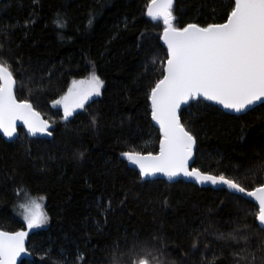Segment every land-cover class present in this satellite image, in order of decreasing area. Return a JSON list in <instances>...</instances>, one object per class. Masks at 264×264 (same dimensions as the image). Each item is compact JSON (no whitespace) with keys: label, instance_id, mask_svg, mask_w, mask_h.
Wrapping results in <instances>:
<instances>
[{"label":"trees","instance_id":"obj_1","mask_svg":"<svg viewBox=\"0 0 264 264\" xmlns=\"http://www.w3.org/2000/svg\"><path fill=\"white\" fill-rule=\"evenodd\" d=\"M149 3L0 5V61L18 81L16 97L55 126L52 140L30 139L22 130L12 143L0 136V230H25L16 213L24 193L45 199L50 220L28 235L33 260L21 264H234L232 252L244 242L218 236L245 223L256 233L255 264L264 258L253 203L182 180L144 181L124 159L126 152L157 154L161 140L150 90L163 78L168 56L163 22L148 18ZM230 3L174 0L173 25L224 23ZM93 73L104 81L101 95L66 120L55 101ZM180 119L196 137L194 168L234 178L247 191L264 184L257 170L264 165V104L235 116L191 101Z\"/></svg>","mask_w":264,"mask_h":264},{"label":"snow or ice","instance_id":"obj_2","mask_svg":"<svg viewBox=\"0 0 264 264\" xmlns=\"http://www.w3.org/2000/svg\"><path fill=\"white\" fill-rule=\"evenodd\" d=\"M172 6L173 0H150L147 6V15L153 20L162 18L165 24L163 39L168 54L165 74L150 90L152 117L159 123L164 139L158 155H141L139 152L124 155L139 166L143 176L164 173L172 178L183 174L200 183L226 185L254 198L259 206L258 231L264 232V184L246 192L234 178L206 174L198 168L189 170L188 162L197 141L191 131L185 129L178 114L182 104L187 105L201 97L236 112L264 100V0H231L226 22L203 27L197 23L175 27ZM19 83L24 87V81ZM17 84L11 67L0 61V129L11 137L16 131V121L20 120L33 134L46 131L48 123L40 119L32 104L26 99H17ZM103 86L104 81L93 73L86 81H73L68 92L55 103L63 104L65 117L70 116L74 109L83 108L91 96L99 95ZM257 170L264 173V165L258 166ZM21 207L29 229L47 222L46 215L38 211L40 205L36 201ZM248 229L249 225L245 223L218 236V239L236 244L244 242L232 252L234 264H255L256 252L251 250V239L256 233ZM27 235L25 231H0V264H16L17 257L25 251ZM193 248H196L195 243ZM257 251L264 253V240ZM261 264H264V258Z\"/></svg>","mask_w":264,"mask_h":264},{"label":"water","instance_id":"obj_3","mask_svg":"<svg viewBox=\"0 0 264 264\" xmlns=\"http://www.w3.org/2000/svg\"><path fill=\"white\" fill-rule=\"evenodd\" d=\"M3 0H0V5L2 3ZM173 5H174V0H173ZM173 7V6H172ZM148 16V15H147ZM149 19L153 20L151 17L148 16ZM153 21H161L163 22V19H157V20H153ZM163 25H164V28H165V24L163 22ZM164 33V31H163ZM163 33H162V37H161V44L163 46V48L166 50L167 52V45L166 43L164 42V39H163ZM168 56V54H167ZM167 63V61H166ZM165 67H166V64H165ZM164 67V69H165ZM165 74V73H164ZM15 94H16V89H15ZM205 101L206 103H209V104H213L215 106H217L219 109H221L222 111H224L225 113L227 114H230V115H235V116H241V115H244V114H247L249 111L261 106L264 104V100H261V101H256V103L254 105H251L249 106V108L241 111V112H236L232 109H227L225 108L223 105L215 102V101H207L205 100L204 98H199L198 100H191V101ZM191 101L188 102L187 105L185 104H182L179 111H178V114L179 116H181L182 112L188 108V106L190 105ZM62 110V115L63 117L66 119V120H69V119H72L74 118L78 113H80L81 111H83L84 107L86 104H84V107L83 108H76L73 110L72 114L70 116H67L65 117V113H64V106L63 104H58ZM150 106H151V111H152V103H151V98H150ZM34 109V108H33ZM35 110V109H34ZM36 112H38L37 110H35ZM39 113V112H38ZM40 114V119L43 120V121H46L48 123V128L46 131H38L36 132L35 134H33L32 132H30L28 130V127L23 123V121H20V120H17L16 121V131H15V134L11 137H9L8 135H6L4 133V131L2 129H0V136L8 143H12L14 141H16L20 134H19V131L22 130L28 138L30 139H39V140H52L53 139V132L55 130V126L53 124H51L49 121H47L41 113ZM181 120V119H180ZM152 124L154 126V128H156L159 132V136L161 137V140H160V143L161 141L164 139V136H163V132L160 128V125L159 123L153 119L152 117ZM49 133H51V135H49ZM160 143H159V151H160ZM196 148V146H195ZM195 148H194V151H193V156L192 158L189 160L188 162V167H189V170H191L192 168H194V162H195ZM159 152L157 154H154V155H158ZM141 155H144V154H141ZM145 155H148V154H145ZM124 159L127 161L128 163V166L131 170H134L136 171L140 177L144 180V181H153V180H165L169 183H174L176 181H185L187 183H191V184H194V185H197V186H200V187H203V188H212L214 190H223V191H227L231 194H234V195H237V196H240L242 197L243 199L253 203L257 209H258V202H256L254 200V198L252 197H249L247 196L246 194H242V193H238V192H235L234 190L232 189H229L226 185H214V184H211L210 182H206V183H200L199 181L195 180L194 178L192 177H187V176H184L183 174H180V175H177L175 177H172V178H169L167 175H165L164 173H156L155 175H148V176H143L140 172V169H139V166L138 165H135L133 164L131 161H129L127 159L126 156H124ZM253 191V190H252ZM247 192V190H246ZM257 223L259 225V221L257 220ZM2 231V230H0ZM19 231H25V230H19ZM28 240H29V236L27 235L26 238H25V251L22 252L18 257H17V260H16V264H21L23 261H31L33 260V256L27 251V244H28Z\"/></svg>","mask_w":264,"mask_h":264},{"label":"rangeland","instance_id":"obj_4","mask_svg":"<svg viewBox=\"0 0 264 264\" xmlns=\"http://www.w3.org/2000/svg\"><path fill=\"white\" fill-rule=\"evenodd\" d=\"M90 77H91V75L86 80H88ZM101 91H102V89L100 90V94L99 95H93L87 101H92L93 99L99 97L101 95ZM33 200L36 201V203L40 205V208L38 209V211H40L44 215H46L47 222L44 223V224H42L40 227L33 228V229H29L27 227L26 221L24 220V215H23L24 209L21 207V205H23V204H29ZM45 204H46V201H45V199L43 197L32 196V195H30L28 193H24L23 194L21 204L18 205L17 210H16V213H17L18 218L21 221H23V223L25 224V232H27L28 235H30L34 231H42V230H45V229H47L49 227L50 220H49V217H48L47 212H46V205Z\"/></svg>","mask_w":264,"mask_h":264},{"label":"flooded vegetation","instance_id":"obj_5","mask_svg":"<svg viewBox=\"0 0 264 264\" xmlns=\"http://www.w3.org/2000/svg\"><path fill=\"white\" fill-rule=\"evenodd\" d=\"M89 101H86L85 104H87ZM86 106V105H85Z\"/></svg>","mask_w":264,"mask_h":264}]
</instances>
